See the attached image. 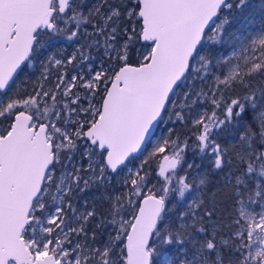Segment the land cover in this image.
I'll return each mask as SVG.
<instances>
[{
	"label": "snow or ice",
	"instance_id": "obj_1",
	"mask_svg": "<svg viewBox=\"0 0 264 264\" xmlns=\"http://www.w3.org/2000/svg\"><path fill=\"white\" fill-rule=\"evenodd\" d=\"M247 6L248 0H96L91 7L85 0H0V264H224V247L235 257L229 264H264V109L256 111L264 88L253 90L250 83L264 72V28L253 36L239 30L225 36L231 21L222 14ZM223 43L239 48L209 50ZM57 44L61 58L41 59ZM65 48L73 51L65 55ZM101 50L97 62L92 53ZM34 60L42 71L31 93L10 96L15 74ZM224 66L221 75L213 72ZM53 67L63 71L49 85ZM209 75V92L195 95L211 111L191 119L198 155L179 175L190 146L158 142L152 156L166 146L173 151L159 164L160 187H149L144 164L133 171L129 158L168 104L176 107L171 97L183 82ZM237 87L244 95L224 96ZM191 93L183 94L182 110L188 100L197 102ZM249 112L256 113L258 131L240 133L231 149L222 144L220 135L237 132ZM174 115L184 120L183 111ZM233 158L244 166L228 180L235 231L218 240L217 229L209 235L204 226L215 211L205 208L209 173L194 180L191 170L201 167L199 159L212 173L223 171ZM125 169L124 191L104 192L92 202L83 197L94 187L107 189L112 175ZM105 202L106 209L98 208ZM170 203L185 208L177 223L168 222ZM107 225L112 230L101 241L96 229Z\"/></svg>",
	"mask_w": 264,
	"mask_h": 264
},
{
	"label": "rangeland",
	"instance_id": "obj_2",
	"mask_svg": "<svg viewBox=\"0 0 264 264\" xmlns=\"http://www.w3.org/2000/svg\"><path fill=\"white\" fill-rule=\"evenodd\" d=\"M234 3L236 0H232ZM223 15L228 16L231 23L226 26L225 36H228L231 33L236 32L237 30L240 33H244L248 36H253L256 32L260 31L264 28V0H250L248 2V6L243 9L241 12L237 10L235 14H230L224 12ZM246 18V19H245ZM251 21V23H248ZM242 25L244 27H242ZM239 45H233L230 43H223L217 44L214 48L209 49L214 55L217 54H229L232 50H238ZM66 51V49H64ZM73 51V50H72ZM135 53V50H134ZM92 55L97 56V54L92 53ZM243 55H247L244 53ZM57 58H61V55H56ZM99 62V61H97ZM232 62L235 63H243L241 59L233 58ZM86 71V69H84ZM226 70V66L224 67H217L213 69V72L216 75H221L223 71ZM74 74V73H72ZM70 74V75H72ZM69 75V77H70ZM250 83L253 86V90H256V85L259 83L262 87H264V72L256 73L251 77ZM181 88L176 90V94H173L171 99L176 101V107H173L171 103L168 104V111L163 113V120H160L157 130L153 138L149 141V143L145 146L142 152L136 156L130 158V163H128V168L132 169L133 171L137 170V168L143 163L144 168L141 174L147 173V183L149 187L155 186L156 188L160 187V181L157 177V171L159 164L162 160L163 155H171L173 148L171 146H166V152L160 153L156 156H152L151 153L155 147H157L158 142H161L164 139L177 140L179 143L183 144L186 139V134L190 132V139L194 144V133L197 132V129L194 128L191 124V119L197 114V112L203 111L207 109L211 111V105L205 99L198 98L195 94L197 92H209L210 87L212 86V76L209 75L206 80L195 79L192 80L191 77L188 81H184ZM191 88V99H195L197 102L195 104H191V100H188L187 103L190 107L181 109L179 107L181 102L185 101L184 93L188 92ZM74 91L79 92L82 96L86 95L87 93L83 89H74ZM11 93H9L10 95ZM237 95H244V91L237 87L235 90H225L224 96L225 97H232L235 98ZM5 102L7 101V97L4 98ZM81 104L87 107V101L83 99L81 100ZM264 109V104L261 105V108H258L256 111L259 112ZM175 111H183L184 120L180 121L174 115ZM170 114H172L170 116ZM252 117L255 116L256 113H252ZM222 118V117H221ZM253 120V119H252ZM254 121V120H253ZM255 122V121H254ZM256 124V122H255ZM257 126V125H256ZM171 130V131H169ZM258 130V128H257ZM249 131V129L244 125L243 122H239L238 131L237 132H230L221 134L219 140L222 144L228 146L230 149L232 146L239 143L238 137L239 134L242 132ZM235 137V138H234ZM258 140V138H257ZM189 151H193L192 147L188 148ZM239 150V149H237ZM185 151L183 154V162L182 166L177 168V173L179 175H184L185 171L187 170V163L192 162L194 157L198 154L194 152ZM79 159V157H77ZM146 161V163H145ZM86 164L87 161H84ZM197 164H201L199 169L193 168L191 170V174L193 175L194 180H198L197 173H209V183L206 187L205 191V208L207 209H214V207L218 204L223 206H229L227 209V214L222 216L220 212L214 211L215 215H213L211 221L205 220V228L208 230L209 235L213 228L217 229V239L225 238L227 239L232 232L235 231V226L232 225V221L236 218V198L233 195V186L232 184L228 183L229 179L234 180L235 176L241 175L244 170V166L239 163L238 160L233 158V163L224 168L223 171H218L212 173L207 165V162L201 163L199 159L196 160ZM229 173H233L232 177H229ZM123 179H130L128 169H125L123 172H120L119 175H112L111 183L108 184L107 189H100V188H92L91 190L87 191L86 193L82 194L84 198L88 199L90 202L98 201L104 192L118 194L124 191V187L122 184ZM251 188V184L249 185ZM114 190V192H113ZM215 192L216 196L214 198L211 197V194ZM247 196V194H246ZM214 199V203L212 200ZM98 208L101 210L106 209L108 207L107 203L98 204ZM169 207L172 208V214L168 218L169 223H177L178 222V213L180 211L185 210L184 206L173 205L170 203ZM98 222V221H97ZM199 226V225H198ZM112 230L111 225H107L104 229H96L97 232H102V235L99 239L106 240L108 236V232ZM222 254L232 253L229 248L224 247L221 249ZM226 264V263H225Z\"/></svg>",
	"mask_w": 264,
	"mask_h": 264
},
{
	"label": "trees",
	"instance_id": "obj_3",
	"mask_svg": "<svg viewBox=\"0 0 264 264\" xmlns=\"http://www.w3.org/2000/svg\"><path fill=\"white\" fill-rule=\"evenodd\" d=\"M250 0H248L249 2ZM96 2V0H85V3L87 4L88 7H91L94 3ZM111 2V0H110ZM229 2H233L232 0H229ZM234 3V2H233ZM224 12H227V13H230V14H235L237 12L236 9H233L232 12H229V10L225 9V10H222V14ZM59 48H60V45L57 44L56 46L54 47H47L45 53H44V57H42L41 59H46V57L50 54H55V55H60L59 54ZM66 51H64V54L67 55V54H70L72 52V48H65ZM94 54H97V61H99L100 59L103 58V52L102 50L99 52V53H96L94 52ZM135 55V53H133ZM40 63L41 61L40 60H34L32 61L31 65H29L28 63H26L24 66H23V71H20L16 78H15V85L13 86V92L10 94L13 95H18V96H23L25 94H30L31 93V90L33 88V85L34 83L37 81V79L40 77V74H41V67H40ZM71 66H69V73H68V76L70 74H72L73 72H71ZM63 71L62 69H58V68H55L53 67L51 69V76L48 80V84L51 85L55 80H56V77L57 75ZM261 88H264L262 87L259 83H257L256 85V90L258 91L259 89ZM27 89V93L25 92V90ZM84 101V100H83ZM244 123V125H247L248 129L251 128L252 130H257V126L255 124V122L252 120V114L251 112H249L245 119L243 121H241ZM258 131V130H257ZM186 139L185 141L188 143V145L190 147L193 148L194 144L192 143V140L190 139V132L188 134H186ZM188 149L186 150V152L188 153ZM189 152H193V151H189ZM229 208V206H223V205H216L214 207V209L216 210V212H220L222 216H225L227 214V209ZM215 215V213H214ZM223 258H224V264H229V261L230 260H233L235 257L233 255V253H226V254H223Z\"/></svg>",
	"mask_w": 264,
	"mask_h": 264
},
{
	"label": "water",
	"instance_id": "obj_4",
	"mask_svg": "<svg viewBox=\"0 0 264 264\" xmlns=\"http://www.w3.org/2000/svg\"><path fill=\"white\" fill-rule=\"evenodd\" d=\"M26 63H27V62H25V64H26ZM25 64L22 65V68H23V66H24ZM19 72H20V70L17 71V74H18ZM17 74H15L14 78H16ZM159 122H160V121H159ZM159 122L156 123L155 126L151 129V134H150L149 138L147 139V141L145 142V144H143V145L141 146V149H140L138 152L133 153V154H132V157H136V156H138V155L142 152V150L145 148V146L149 143V141L153 138V136L155 135V132H156V130H157V126H158ZM132 157H130V158H132ZM130 158H129V159H130ZM161 161H162V160H161ZM160 163H161V162H160Z\"/></svg>",
	"mask_w": 264,
	"mask_h": 264
},
{
	"label": "flooded vegetation",
	"instance_id": "obj_5",
	"mask_svg": "<svg viewBox=\"0 0 264 264\" xmlns=\"http://www.w3.org/2000/svg\"><path fill=\"white\" fill-rule=\"evenodd\" d=\"M0 126H2V125H0Z\"/></svg>",
	"mask_w": 264,
	"mask_h": 264
}]
</instances>
